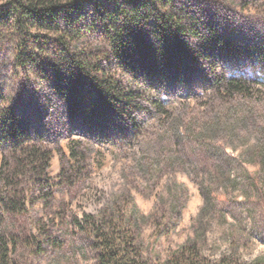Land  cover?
<instances>
[{
    "label": "rangeland",
    "instance_id": "obj_1",
    "mask_svg": "<svg viewBox=\"0 0 264 264\" xmlns=\"http://www.w3.org/2000/svg\"><path fill=\"white\" fill-rule=\"evenodd\" d=\"M15 1L0 0V119L13 110L49 154L45 173L41 159L15 171V151L0 141V178L11 176L24 201L22 215L0 222L8 264H100L93 223L113 203L128 242L125 218L137 208L148 264H264V0H134L145 6L136 13L133 0H80L56 21H19ZM141 14L151 18L134 22ZM162 16L186 28L175 35L187 65L170 76L160 52L149 72L115 61L113 26L161 44ZM78 54L138 98L133 121L69 114L50 80Z\"/></svg>",
    "mask_w": 264,
    "mask_h": 264
},
{
    "label": "trees",
    "instance_id": "obj_2",
    "mask_svg": "<svg viewBox=\"0 0 264 264\" xmlns=\"http://www.w3.org/2000/svg\"><path fill=\"white\" fill-rule=\"evenodd\" d=\"M80 2V0H69V4L63 5V0H17L11 5L19 16V21L28 17L56 21L61 12L76 9ZM129 3L132 5L131 7L135 8L134 13L141 7L145 8L139 3L136 4L134 0ZM5 16V7H0V18ZM150 18V16L144 18V15L141 14L134 18V22H141ZM175 24L173 20H169L166 16L158 18L155 30L161 38V44L156 45L147 44L132 28L129 30L124 29L122 26H113L115 35L111 38L112 40H109L108 47H110L115 61L131 69L136 63L138 68L147 72L150 71L151 64L160 52L164 62L163 68L170 71L169 75L171 76L176 62L187 65L186 61L189 53L188 45L182 41L181 37L177 36L178 33L176 32L179 31L182 34L186 33L187 30L186 28L177 30ZM212 31L216 32L215 30ZM198 34V31L191 30V35L200 37ZM109 35L111 36V33ZM27 38L25 40L26 48L29 47ZM164 43H166V47L163 46ZM57 45L58 49L68 54L65 44L58 41ZM237 49L236 46H232V50L236 51ZM41 57L39 58L40 61L45 60L44 56L41 55ZM67 59L65 69H61L59 65L53 66L54 75L50 81H52L58 95L65 100L70 115L81 116L88 121L97 117L102 118L105 114H112L124 123L134 120L133 113L140 108L138 98L133 96L132 93L123 94L115 87L111 79L99 80L97 76L93 75L94 71L92 69L95 68L96 70V67L88 62V59L82 54ZM228 83L230 84L229 88L239 90L242 87L238 79H230ZM29 132V125L17 116L13 110L8 111L0 119V141L7 143V145L11 144L15 151L13 156L14 170H21L29 165L39 163V159H41V171L45 173L48 168L49 151L47 149L42 151L38 148L29 136ZM21 146L23 148L20 149ZM72 156L77 159L79 153L73 150ZM12 182L13 178L4 175L2 171L0 178V222L3 220L4 214L22 215L24 212V201L18 197L19 194L16 191H12ZM110 208L108 211L101 212L98 219L93 223V245L99 263L148 264L143 259L141 252L140 216L137 208L132 206L125 218L129 225V242L126 237L116 234L115 231V221L119 211L118 205L113 203ZM1 248L0 264H8L7 243H3ZM170 262L169 260L167 264H170Z\"/></svg>",
    "mask_w": 264,
    "mask_h": 264
}]
</instances>
